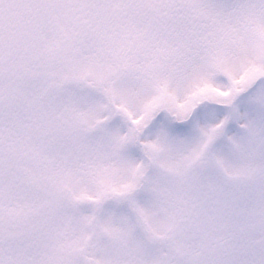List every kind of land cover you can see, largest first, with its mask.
Wrapping results in <instances>:
<instances>
[{
  "label": "snow or ice",
  "instance_id": "1",
  "mask_svg": "<svg viewBox=\"0 0 264 264\" xmlns=\"http://www.w3.org/2000/svg\"><path fill=\"white\" fill-rule=\"evenodd\" d=\"M0 264H264V0H0Z\"/></svg>",
  "mask_w": 264,
  "mask_h": 264
}]
</instances>
